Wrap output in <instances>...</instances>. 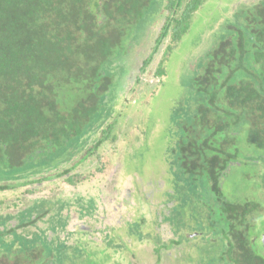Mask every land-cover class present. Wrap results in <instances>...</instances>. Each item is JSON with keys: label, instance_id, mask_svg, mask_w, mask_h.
<instances>
[{"label": "trees", "instance_id": "1", "mask_svg": "<svg viewBox=\"0 0 264 264\" xmlns=\"http://www.w3.org/2000/svg\"><path fill=\"white\" fill-rule=\"evenodd\" d=\"M206 1L168 0L165 23L142 72L165 40H171L167 56L178 47L193 15ZM152 3L0 0V169L12 180L26 181L13 184L5 179L0 193L37 183L27 179L30 173L59 168L87 149L110 109L107 94L118 71L113 65L126 54V39ZM234 14L237 21L229 26L231 32L206 57L191 83L188 108L179 111L175 183L177 193L185 189L183 194L190 196L195 213L202 209L195 204L200 185L211 187L223 204L221 216L229 229L221 257L227 264H264L248 237L249 221L258 216L260 205L229 204L220 189L228 165L241 160L247 146L258 160H264V0ZM118 120L102 129L77 164L56 177L70 174L104 143L115 140L112 134ZM44 211L43 204L23 211L15 227L11 216L0 220V264H82L71 259L69 250L77 247L59 236L66 226L58 221L51 220L49 229L57 237L51 239L41 229L33 237L27 235ZM177 218L173 211L167 216L178 226ZM7 235L12 236L10 241L5 240ZM189 242L195 243L187 238Z\"/></svg>", "mask_w": 264, "mask_h": 264}, {"label": "rangeland", "instance_id": "2", "mask_svg": "<svg viewBox=\"0 0 264 264\" xmlns=\"http://www.w3.org/2000/svg\"><path fill=\"white\" fill-rule=\"evenodd\" d=\"M257 1L207 0L193 15L190 30L178 47L167 56L171 40H165L142 72L166 19L168 0H153L143 21L126 39V54L112 64L118 71L107 94L110 109L87 149L118 118L112 134L115 140L104 143L62 178L56 175L77 164L87 149L59 168L30 173L27 179L37 183L0 193V220L11 216L10 224L15 227L20 213L43 204L41 219L26 234L33 237L41 229L52 239L57 232L49 230L50 221H58L66 226L59 236L77 247L69 250L71 259L82 264H227L221 257L229 229L221 216L223 204L211 187L200 185L195 204L202 209L195 213L190 196L183 194L185 189L177 193L178 115L188 108L191 83L201 64L236 23V9ZM251 149L247 146L245 156L228 165L220 189L229 204L260 205L258 216L249 221L248 237L253 249L264 257V160H258ZM6 174L0 169V183L5 179L13 184L26 182ZM170 211L181 220L178 226L167 219ZM187 238L195 243L186 244ZM158 248L162 250L158 252Z\"/></svg>", "mask_w": 264, "mask_h": 264}, {"label": "flooded vegetation", "instance_id": "3", "mask_svg": "<svg viewBox=\"0 0 264 264\" xmlns=\"http://www.w3.org/2000/svg\"><path fill=\"white\" fill-rule=\"evenodd\" d=\"M261 239H262V241H264V235L261 237ZM262 241H261V242H262Z\"/></svg>", "mask_w": 264, "mask_h": 264}]
</instances>
